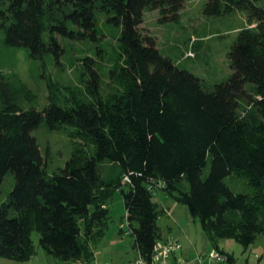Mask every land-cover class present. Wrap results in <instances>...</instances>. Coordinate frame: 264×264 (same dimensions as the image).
Segmentation results:
<instances>
[{"label":"trees","instance_id":"16d2710c","mask_svg":"<svg viewBox=\"0 0 264 264\" xmlns=\"http://www.w3.org/2000/svg\"><path fill=\"white\" fill-rule=\"evenodd\" d=\"M183 2L0 0L1 44L23 48L32 59L62 55V38L97 39V13L120 28L105 92L90 57L80 60L90 75L88 86L69 107L49 102L41 111L23 110L0 80V184L8 171L15 181L0 205V257L30 260L36 254V233L46 253L90 264L91 242L103 235L108 218L109 188H120L137 257L148 263L160 239L156 190L183 204L230 263L233 257L219 250L217 238L233 237L247 248L256 232H264L258 222L264 218V6L208 0L206 14L236 7L245 11L249 26L238 32L228 53L230 77L206 92L199 78L161 55L141 27L145 10L176 20ZM44 121L51 130L73 128L70 136L79 141L52 176L32 135ZM102 163L118 167L115 180L102 179ZM233 174L247 181L251 195L227 187L224 179ZM230 211L240 219H227Z\"/></svg>","mask_w":264,"mask_h":264},{"label":"rangeland","instance_id":"374dc122","mask_svg":"<svg viewBox=\"0 0 264 264\" xmlns=\"http://www.w3.org/2000/svg\"><path fill=\"white\" fill-rule=\"evenodd\" d=\"M183 1L178 19L165 20L158 10H145L141 27L154 39L161 55L170 58L178 69L199 78L202 89L210 92L214 85L227 80L231 75L228 53L236 42L238 32L249 26L246 13L233 7L229 12L209 15L204 12L208 0ZM248 1L258 7L264 6V0ZM96 18L100 30L98 38H62L60 45L63 54L59 57L48 53L43 59H32L27 50L5 48L0 41V80L6 83V93L16 106L23 110L35 108L41 111L49 102L61 107L72 105L75 101L73 97L80 98L85 86H88L90 75L87 67L80 61L86 57L95 60L102 79L101 90L106 91L109 70L117 57L120 28L109 22L105 15L97 13ZM251 87L252 84H246L248 92ZM242 105L246 106L245 103ZM73 131V128L51 130L45 121L32 131L49 176L59 173L71 158L75 142H79L70 136ZM99 169L105 182L115 180L119 172L118 167L109 163L100 164ZM208 173L209 164L203 168L202 178H206ZM14 183V176L8 171L0 184V205L6 201ZM224 183L234 193H253L247 181L234 174L227 176ZM123 189L126 190L127 187L123 185ZM105 198L108 218L103 235L91 242L93 259L90 264H134L137 250L134 237L126 224L120 188H109ZM153 201L159 204V209L164 208L165 213L161 209L157 219L158 231L163 239L175 238L182 231L189 235L186 240H179L181 250L174 253L182 264H264V232H256L254 241L247 248L238 244L233 237L217 238L219 250L230 254L234 262H228L224 254H221L224 260L216 261L210 258V254L216 252L212 242L202 231L198 219L193 218L183 204L160 190L155 192ZM10 216H13V212H10ZM227 219L238 221L240 215L236 211H230ZM258 222L264 229V218L260 217ZM32 239L36 254L30 260L17 262L0 257V264H84L62 261L46 253L39 246L36 233L32 234ZM188 244L192 248L193 259L181 256ZM199 256H202L200 260Z\"/></svg>","mask_w":264,"mask_h":264},{"label":"built area","instance_id":"2783aa9c","mask_svg":"<svg viewBox=\"0 0 264 264\" xmlns=\"http://www.w3.org/2000/svg\"><path fill=\"white\" fill-rule=\"evenodd\" d=\"M122 179H123V182L129 183L128 177H123ZM155 187L158 189L159 184L155 185ZM179 250H181V244L178 241H174V240H167L165 242L158 241L156 245L154 246V253H153L151 263H148L147 261L142 259L140 256H138L135 261V264H166L169 257ZM201 257L202 256H199L198 260H200ZM210 258H214L216 259V261L224 260V258L216 252L214 253L212 252L210 254ZM174 264H182V262L180 260H176Z\"/></svg>","mask_w":264,"mask_h":264},{"label":"crops","instance_id":"0c3cea01","mask_svg":"<svg viewBox=\"0 0 264 264\" xmlns=\"http://www.w3.org/2000/svg\"><path fill=\"white\" fill-rule=\"evenodd\" d=\"M157 204V203H156ZM158 205V207H159V204H157ZM163 210V212H164V208H160V210ZM165 213V212H164ZM159 236H160V234H159ZM177 236V237H176ZM176 236H174L175 238H172V237H168V238H165V239H163L161 236H160V239H159V241H162V242H165V241H167V240H174V241H178L179 242V240H186L187 239V237L189 236L188 235V233L187 232H184V231H182V234H176ZM180 243V242H179ZM205 249V248H204ZM217 253V252H216ZM192 255H193V253H192V248L189 246V244L186 246V247H184V251H183V253H181V256L183 257V258H186L187 256H189V258H191V259H193V257H192ZM220 255V254H219ZM176 260H178V258H177V255L176 254H173V256H171V257H169V259L167 260V263L166 264H174L175 263V261ZM200 264H203V263H200Z\"/></svg>","mask_w":264,"mask_h":264}]
</instances>
